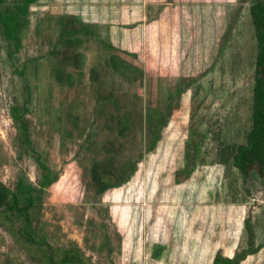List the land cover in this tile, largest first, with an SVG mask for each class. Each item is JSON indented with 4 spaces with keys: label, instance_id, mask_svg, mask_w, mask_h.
Instances as JSON below:
<instances>
[{
    "label": "rangeland",
    "instance_id": "obj_1",
    "mask_svg": "<svg viewBox=\"0 0 264 264\" xmlns=\"http://www.w3.org/2000/svg\"><path fill=\"white\" fill-rule=\"evenodd\" d=\"M251 1L31 0L17 46L0 26V181L50 170L37 235L92 264H264V186L230 156L250 124ZM0 261L46 264L1 225Z\"/></svg>",
    "mask_w": 264,
    "mask_h": 264
},
{
    "label": "trees",
    "instance_id": "obj_2",
    "mask_svg": "<svg viewBox=\"0 0 264 264\" xmlns=\"http://www.w3.org/2000/svg\"><path fill=\"white\" fill-rule=\"evenodd\" d=\"M30 1L21 0L14 6L13 11L0 9V26L7 40L15 39L12 42L14 46L18 44L17 27L20 16L26 12V6ZM249 15L256 40L250 124L245 132L244 140L233 146L230 156L232 165L243 179L252 176L258 178L264 186V0H252L249 5ZM62 33L60 36L64 35ZM24 108V106L13 104L11 115L24 142L29 143L26 122L22 116ZM155 142L156 138L149 144L148 149L154 148ZM42 166L45 172L38 186L21 178L11 189L0 181V225L13 236L17 243L27 251L35 252L46 264H92L90 256L79 247H55L43 236L35 233L32 227L31 210L37 201L38 192L43 186L52 182L49 176L50 170L44 164ZM189 170L190 168L188 172ZM114 185L116 184L108 180L99 182L97 191L103 192ZM237 260L236 255L224 257L216 253L212 264H235ZM0 264L5 263L0 261Z\"/></svg>",
    "mask_w": 264,
    "mask_h": 264
},
{
    "label": "crops",
    "instance_id": "obj_3",
    "mask_svg": "<svg viewBox=\"0 0 264 264\" xmlns=\"http://www.w3.org/2000/svg\"><path fill=\"white\" fill-rule=\"evenodd\" d=\"M214 256H215V255H214ZM214 256H213V257H214ZM225 256L230 257L229 255H225Z\"/></svg>",
    "mask_w": 264,
    "mask_h": 264
}]
</instances>
